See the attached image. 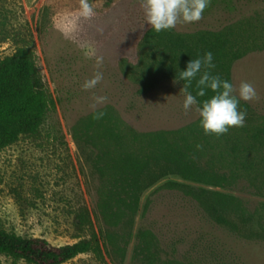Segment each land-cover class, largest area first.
Masks as SVG:
<instances>
[{"label":"rangeland","instance_id":"obj_1","mask_svg":"<svg viewBox=\"0 0 264 264\" xmlns=\"http://www.w3.org/2000/svg\"><path fill=\"white\" fill-rule=\"evenodd\" d=\"M92 2L96 15L84 20L78 0H0V59L29 47L55 104L37 137L0 150V228L54 245L94 231L103 259L90 252L64 264H264V0H212L199 21L160 33L144 24L140 0ZM207 51L213 74L256 92L240 101L243 127L219 137L204 134L194 108L183 110V83L173 82L177 68ZM96 70L102 81L83 90ZM93 95L107 101L93 109ZM102 110L141 135L145 149L176 147L199 173L228 180L169 175L125 205L120 171L102 158V119H92ZM169 181L229 196L228 222ZM81 208L90 217L85 232L76 226ZM0 264L28 263L0 254Z\"/></svg>","mask_w":264,"mask_h":264},{"label":"trees","instance_id":"obj_2","mask_svg":"<svg viewBox=\"0 0 264 264\" xmlns=\"http://www.w3.org/2000/svg\"><path fill=\"white\" fill-rule=\"evenodd\" d=\"M225 80L231 83L228 76ZM154 84V81H150L141 92L147 93ZM211 95L210 91L206 92V97ZM54 105L49 87L29 47H19L13 54L0 59V150L21 138L37 137L48 111ZM102 111L105 113L102 118V158L108 159L109 162L105 164L108 168L120 171L116 181L120 183L122 193L119 194L122 195L118 199L125 205L136 204L144 189L169 175L217 183L228 180L224 173H199L196 163L176 147L171 146L167 150L162 147L158 151L149 147L145 149L139 145L141 135L125 133L120 120L112 112ZM168 183L174 188L184 189L186 195L192 197L208 214L211 213L219 223L228 222L224 212L231 204L229 196L177 181ZM75 219L77 228L85 232L87 224H90L87 209L81 208ZM90 231L88 238L71 244L54 245L43 237H25L0 228V254L24 260L28 264H64L90 252L103 259L99 238L94 231Z\"/></svg>","mask_w":264,"mask_h":264},{"label":"clouds","instance_id":"obj_3","mask_svg":"<svg viewBox=\"0 0 264 264\" xmlns=\"http://www.w3.org/2000/svg\"><path fill=\"white\" fill-rule=\"evenodd\" d=\"M208 4L209 0H140L144 24L149 25L154 33L171 30L178 23L199 21ZM77 14L84 20L94 17L96 12L92 0H78ZM102 63L103 58L97 57L96 68L99 69ZM214 68L213 54L210 51L204 52L202 56L191 58L184 70L177 68L173 82H183L180 88L183 110L187 112L194 108L199 117L198 127L204 134L219 137L232 127H243L246 113L239 109L240 101L253 100L256 92L252 84L246 81L234 87L228 80L213 74ZM102 79V71L96 70L90 79L82 83L81 88L94 89ZM207 91L212 95L206 97ZM92 101L91 107L95 109L97 105L104 104L107 97L93 95ZM104 115L103 111H93L92 119L100 120Z\"/></svg>","mask_w":264,"mask_h":264}]
</instances>
